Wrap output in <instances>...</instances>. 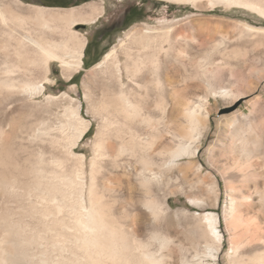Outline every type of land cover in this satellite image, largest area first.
<instances>
[{"label": "rangeland", "instance_id": "374dc122", "mask_svg": "<svg viewBox=\"0 0 264 264\" xmlns=\"http://www.w3.org/2000/svg\"><path fill=\"white\" fill-rule=\"evenodd\" d=\"M6 1L15 10L17 7L70 9L97 3L104 6V13L93 24L71 27L91 43L88 68L83 65L67 79L60 63L52 62L51 80L45 84L43 93L16 94L0 103L1 174L18 175L20 170L15 164L29 167L26 159L40 149L49 157L53 150L48 142L65 123V109L78 105L82 116L92 123V130L76 150L87 156L90 173L95 137L103 128L101 107L105 88L109 83H117L112 67L97 65L112 48L119 46L121 65L128 63L137 75L135 82H139L133 84L124 72L125 89L142 110V117L152 120L151 125L138 124L137 120L136 125H127L128 141L131 131H137L144 146L153 149L155 160H169L171 152L192 135L187 111L197 105L204 106L205 110L199 113L206 121L198 126L203 138L196 155L179 157L178 164L165 168L164 176L149 189L139 177L143 156L140 151L136 156L126 155L117 163L106 156L100 158L98 187L105 190V202L115 205L112 216L118 226L129 236L132 247L144 243L159 256L165 255L164 264L173 263V256L185 257L189 262L195 258L192 264H264V32L257 34L242 27L249 24L264 28V17L245 7L212 6L208 0L198 6L165 0ZM46 2L72 3V6L54 7ZM132 7L139 9L142 18L125 26L124 15ZM26 26L33 28L31 24ZM147 26L164 28L153 34L150 47L139 42L138 34ZM168 28L172 30L166 36ZM0 40L3 41H0L1 73L4 63L12 58L14 47L4 43L1 35ZM223 40L224 48L214 49ZM174 67L178 68L175 77ZM34 73L30 76L33 81L43 77L38 71ZM159 75H162L161 84L157 83ZM141 77L148 78L147 85L140 81ZM221 88L231 90L235 96H214L213 92ZM41 122L48 134L42 136L39 144L20 139L25 128H38ZM119 143H114L115 151ZM22 145L28 149H22ZM78 164L77 159H70L66 168L75 169ZM155 171L161 172L158 168ZM21 178L25 180L24 176ZM149 199H156L161 205L157 217L146 207ZM30 204L26 197L0 192L1 234L11 222H19L30 230H43L39 216L37 220L30 216ZM208 213L215 214L216 219ZM63 215L69 219L67 222L72 220V214ZM8 217H11L9 222ZM156 233L169 241L166 249H161V242L153 239ZM47 243L31 247L29 254L39 259L42 251L49 249V264L70 258L69 252H64V257L59 250L53 252ZM209 246L220 247L216 260L206 254ZM198 255L201 259L196 258Z\"/></svg>", "mask_w": 264, "mask_h": 264}, {"label": "bare ground", "instance_id": "6f19581e", "mask_svg": "<svg viewBox=\"0 0 264 264\" xmlns=\"http://www.w3.org/2000/svg\"><path fill=\"white\" fill-rule=\"evenodd\" d=\"M165 1L198 6L197 4L204 0ZM208 1L212 6L245 7L264 17V0ZM9 3L6 0H0V35L2 39L5 38L4 43L14 47V54L4 63L5 66L0 73V103L6 102L16 94L43 93L45 84L51 80L49 73L52 62L60 63L63 75L67 79H71L75 73H78L83 68L88 40L85 36L72 30L71 27L78 24H93L104 13V6L97 3L70 9L31 7L27 10L19 7L15 10L14 6L12 7ZM28 24H31L33 28H28L26 26ZM242 27L253 33L257 32V34L264 32V28H257L249 24H244ZM163 29L158 30L149 26L143 28V33L138 34L140 35L139 42L143 46H149L154 38L153 34H157ZM168 29L166 36H169L172 30V28ZM134 33H136L135 30ZM224 45L225 41L223 40L218 42L214 49L224 48ZM120 50L119 46L112 48L105 55L103 61L97 65L100 68L106 65L112 67L113 75L117 77V83L108 82L109 84L105 88L101 107L103 128L95 137V152L90 161V173L87 170V156L76 151L92 127L91 121L82 116L81 105L69 106L65 109V123L59 127L58 134L49 139L48 144L53 150L49 157L40 149L38 153L34 152L26 159L30 163L29 167L23 168L16 165L17 163L15 164V168L20 170L18 175L8 174V172L1 174L0 172V192H3L4 195L6 193L11 196L28 198L31 203L30 216L38 215L44 226L42 231L37 228L30 230L29 227L21 225L18 221V223L11 222L7 229H3L2 234L3 225L0 226V264H49V249L43 250L39 259H36L34 254L33 257L29 254L31 247L42 246L45 242H49L47 244L51 245L53 252L59 250L63 256L64 252L70 253V258H62L63 260L59 264L165 263L164 257L166 256H159L150 250L148 244L140 243L132 247L131 239L129 240V236L124 234L123 228L118 226L119 223L112 216L115 205L105 202V190H100L98 187L97 167L103 156L112 158L117 163L126 155L136 156L140 151L143 156L139 177L142 184L149 189L153 182H158L162 178V171L165 168H174L178 164L176 162L179 157L196 155L198 145L203 138V133L199 129L201 127L198 128V126L202 121H206L201 119L202 115L199 111L205 110V108L202 105H197L187 111L192 135L186 142H182L177 150L171 152L169 160L165 158L161 161L155 160L151 151L153 149H150L149 145L144 146L143 138L137 131L132 130L129 141L126 139L125 127L127 125L135 124L136 120L138 124L144 122L151 125L152 120L146 118L147 116L142 117V110L140 111L139 106L134 103V100H131L129 92L125 89L122 79L124 72L127 73L133 84L139 82H135L137 75L128 63L124 66L121 65ZM36 71L40 72L43 77L38 81H33L30 76H33ZM173 72L175 77L178 68L174 67ZM139 79L145 85L148 84L147 77ZM157 83H162V75L157 77ZM213 94L223 98L235 96L231 90L222 88L214 91ZM204 118L206 119V117ZM42 125L45 124L41 122L38 128L32 127L29 130L25 128L20 139L31 144L35 142L39 144L38 141L42 136L48 134V131H43ZM116 142L120 143L115 151L114 143ZM22 146V149H28V146ZM162 154L160 153L159 156ZM70 159H77L79 166L75 169L72 168L73 170L67 169ZM155 168L161 172L155 171ZM21 176H24L25 180ZM145 204L157 217L161 205L156 199H149ZM66 213L73 216H70L72 220L69 222L66 217H61ZM207 215L216 219V215L213 213ZM10 218L8 217V222ZM3 224L5 225V223ZM214 230L213 232H215ZM215 234L220 239V235L217 232ZM153 239L161 242L163 250L169 246V241L159 233L154 234ZM219 248L215 249L209 246L206 254L216 260L220 253ZM66 253L65 255H67ZM172 258L173 263L170 264H192L195 260L194 258L192 262H189L185 257L179 259L173 256ZM196 258L201 259L199 255Z\"/></svg>", "mask_w": 264, "mask_h": 264}, {"label": "trees", "instance_id": "16d2710c", "mask_svg": "<svg viewBox=\"0 0 264 264\" xmlns=\"http://www.w3.org/2000/svg\"><path fill=\"white\" fill-rule=\"evenodd\" d=\"M89 0H81L80 3H84V2H87ZM47 5L49 6H54V7H62V8H68V7H71L72 3H64V2H46ZM76 5H79V3H77ZM142 16L139 15V9L137 7H132L130 8L126 14L124 15V18H123V24L125 26H129L131 25L132 23H135L136 21H139L141 20ZM91 46V43H89L86 47V50H85V58H84V66H86L87 68L89 67V48ZM75 79L76 77L73 78V82H75ZM92 130V128L90 129V131ZM89 131V132H90Z\"/></svg>", "mask_w": 264, "mask_h": 264}, {"label": "water", "instance_id": "95a60500", "mask_svg": "<svg viewBox=\"0 0 264 264\" xmlns=\"http://www.w3.org/2000/svg\"><path fill=\"white\" fill-rule=\"evenodd\" d=\"M80 26H81V27H84L85 24H79V25H78V28H80Z\"/></svg>", "mask_w": 264, "mask_h": 264}, {"label": "flooded vegetation", "instance_id": "af4514ba", "mask_svg": "<svg viewBox=\"0 0 264 264\" xmlns=\"http://www.w3.org/2000/svg\"><path fill=\"white\" fill-rule=\"evenodd\" d=\"M48 1H57V0H48ZM59 1V0H58Z\"/></svg>", "mask_w": 264, "mask_h": 264}, {"label": "crops", "instance_id": "0c3cea01", "mask_svg": "<svg viewBox=\"0 0 264 264\" xmlns=\"http://www.w3.org/2000/svg\"><path fill=\"white\" fill-rule=\"evenodd\" d=\"M84 65V64H83Z\"/></svg>", "mask_w": 264, "mask_h": 264}]
</instances>
